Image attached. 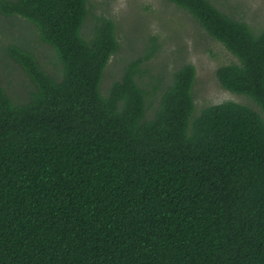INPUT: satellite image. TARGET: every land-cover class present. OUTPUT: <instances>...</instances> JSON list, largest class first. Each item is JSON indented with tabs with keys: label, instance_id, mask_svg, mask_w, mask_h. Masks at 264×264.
Listing matches in <instances>:
<instances>
[{
	"label": "trees",
	"instance_id": "1",
	"mask_svg": "<svg viewBox=\"0 0 264 264\" xmlns=\"http://www.w3.org/2000/svg\"><path fill=\"white\" fill-rule=\"evenodd\" d=\"M164 1L234 56L217 81L255 107L197 108L192 63L144 66L155 36L103 85L111 17L91 20L88 0H0V33L16 20L57 59L51 71L19 35L0 41L27 86L0 75V264H264V25Z\"/></svg>",
	"mask_w": 264,
	"mask_h": 264
},
{
	"label": "rangeland",
	"instance_id": "2",
	"mask_svg": "<svg viewBox=\"0 0 264 264\" xmlns=\"http://www.w3.org/2000/svg\"><path fill=\"white\" fill-rule=\"evenodd\" d=\"M211 1L255 29L264 25V0ZM88 6L91 20L94 15L102 13L111 17L118 25L120 48L108 61L103 85H109L116 79L124 61L142 54L149 38L155 36L160 44L159 50L144 62V66L155 75L163 66L169 70L179 61L192 63L196 70L193 93L197 108L226 100L255 107L250 98L229 92L219 85L215 75L216 68L235 58L221 43L212 39L186 10L164 0H88ZM3 19L6 20L12 38L0 33V41L5 38L6 41H13L19 35L22 44L35 45L34 50L36 49L40 61L52 71L57 59L51 47L36 39V31L26 25L21 27V23L16 24V20L10 22V18ZM91 24L92 21H89L88 25ZM175 59L179 61H174ZM0 75L3 85L13 93L18 89L20 91L21 87H27L25 84L20 85L22 79L26 80V76L18 68L6 67L1 43ZM7 79L12 81L8 84Z\"/></svg>",
	"mask_w": 264,
	"mask_h": 264
}]
</instances>
